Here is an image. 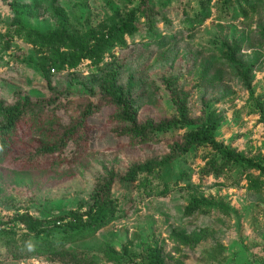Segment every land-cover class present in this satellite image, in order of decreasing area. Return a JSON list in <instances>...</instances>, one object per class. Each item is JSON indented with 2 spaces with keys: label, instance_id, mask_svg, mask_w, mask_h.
<instances>
[{
  "label": "rangeland",
  "instance_id": "374dc122",
  "mask_svg": "<svg viewBox=\"0 0 264 264\" xmlns=\"http://www.w3.org/2000/svg\"><path fill=\"white\" fill-rule=\"evenodd\" d=\"M129 23L140 31L122 33ZM211 64V75L225 73L215 90L199 82ZM114 71L141 123L181 118L174 95L191 123L145 137L124 132L100 91ZM0 102L30 103L15 146L0 156V218L43 220L48 231L31 240L52 239L96 264H148L151 253L167 264H264L263 173L210 145L174 154L210 118L218 141L264 164L263 9L246 19L226 0H0ZM51 118L55 132L76 129L58 152L39 153L36 128ZM170 156L128 177L134 165ZM112 175L93 212L109 219L91 229L93 196ZM10 229L27 232L0 228V264H66L7 256Z\"/></svg>",
  "mask_w": 264,
  "mask_h": 264
},
{
  "label": "trees",
  "instance_id": "16d2710c",
  "mask_svg": "<svg viewBox=\"0 0 264 264\" xmlns=\"http://www.w3.org/2000/svg\"><path fill=\"white\" fill-rule=\"evenodd\" d=\"M226 2H231L232 5L233 3H237L240 14L246 17V19L250 18V14H257L259 13V10H264V0H226ZM204 11L205 9L203 8V12ZM143 14L146 15V12L144 11ZM119 29L122 33L131 34L133 36L135 33L140 31V26L135 23H129L128 25L120 26ZM214 68V64H211L202 69L199 79L201 86H207L209 88H213L214 90L221 87V84H223L224 81L225 73L216 68L211 75L210 73L214 70ZM233 68L234 67H232V69ZM249 71V69L246 70V67H242L239 69V75L242 74L241 77L246 79ZM106 81L100 86L101 94L105 98L109 99L111 104L117 109L116 117L124 126V132H127L133 137H145L150 132L167 131L178 126L191 123L186 117L184 103L176 95L173 96V100L181 111V118L159 123H155L153 120L141 123L138 119L136 102L132 97L131 92L129 90L126 91V89L119 83L118 73L114 71L110 74ZM29 105V102L10 105L0 102V156L2 155V158L5 157L4 154L8 153L11 146H15L14 134L17 130L18 123L25 116ZM93 112L94 111L92 109L88 110L87 108L85 114H87L86 116H90ZM57 122L58 120L56 118H51L45 120V122H42L39 126H37L36 131L40 135L39 153H56L66 146L68 144V140L72 138V135L74 134L73 130L76 129V127H66L63 129L62 133L55 132L56 128L54 126L57 125ZM218 127V120L210 118L204 119L200 122L198 129L186 137L184 145L180 146L176 144L174 146V154H176V152L188 153L192 148L198 145H210L218 150L228 160L236 163L249 164L250 166L260 170L264 175V164L236 152L232 148L225 145L224 142L217 140L216 132ZM172 159L173 158L170 156L162 160H149L145 164L134 165L130 169L128 177L133 178L137 173L152 169L154 165L159 166L168 164L172 161ZM0 160H2L1 157ZM114 183L115 177L112 175L110 180L96 190L95 195L93 196V203L88 210L89 215H94V225L91 229L99 228L108 221L109 216L107 210L103 209L99 212L96 211L95 214L93 212L97 208L103 207V202L110 194ZM2 192L3 189L0 185V196L2 195ZM63 219L64 217L57 220ZM10 224H21L27 230V232L23 235L24 237L19 238L16 230L10 229L11 233L9 232L8 243L3 245L5 246V254L13 259H23L34 255H43L51 261H59L66 264H96L94 259L80 255L72 249L66 248L63 244L56 246L52 239H40L38 242L31 240L32 235L36 236L45 234L46 231H48L45 227V222L41 219H38L28 213L16 214L9 220L0 218V228L3 229ZM91 229L85 230V232H88ZM72 234L77 235L80 233L74 232ZM28 240L31 241L28 242ZM113 258L114 260L119 259L115 255ZM150 258L151 260L148 264H167L156 253H151Z\"/></svg>",
  "mask_w": 264,
  "mask_h": 264
}]
</instances>
